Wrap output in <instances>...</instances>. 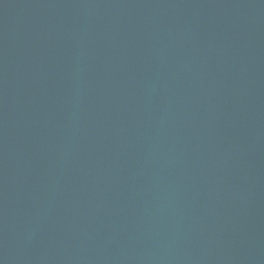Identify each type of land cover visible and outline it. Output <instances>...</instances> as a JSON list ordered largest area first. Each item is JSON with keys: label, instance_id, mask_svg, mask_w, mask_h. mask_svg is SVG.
<instances>
[{"label": "water", "instance_id": "obj_1", "mask_svg": "<svg viewBox=\"0 0 264 264\" xmlns=\"http://www.w3.org/2000/svg\"><path fill=\"white\" fill-rule=\"evenodd\" d=\"M0 264H264V0H0Z\"/></svg>", "mask_w": 264, "mask_h": 264}]
</instances>
